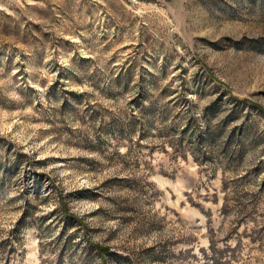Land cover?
Instances as JSON below:
<instances>
[{
    "label": "rangeland",
    "instance_id": "rangeland-1",
    "mask_svg": "<svg viewBox=\"0 0 264 264\" xmlns=\"http://www.w3.org/2000/svg\"><path fill=\"white\" fill-rule=\"evenodd\" d=\"M0 264H264V0H0Z\"/></svg>",
    "mask_w": 264,
    "mask_h": 264
}]
</instances>
